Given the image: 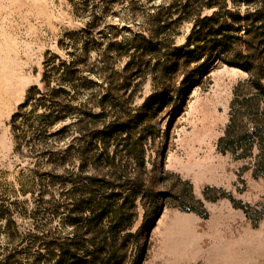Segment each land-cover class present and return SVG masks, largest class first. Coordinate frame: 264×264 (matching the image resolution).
<instances>
[{
    "label": "rangeland",
    "instance_id": "1",
    "mask_svg": "<svg viewBox=\"0 0 264 264\" xmlns=\"http://www.w3.org/2000/svg\"><path fill=\"white\" fill-rule=\"evenodd\" d=\"M169 1L176 0H140L138 20L151 5L164 8ZM226 3L233 7L230 0ZM97 6L80 5L79 0H0V264L8 256L13 264H33L45 238L63 235L71 194L81 191L94 173V164L82 162L75 148L69 153L66 148L90 139L89 133L74 130L75 122L86 113H99L100 82L113 81L110 67L120 70L126 55L134 53L133 47L122 48L110 66L101 60L106 37L124 41L136 29L123 2H114L88 31L102 41L87 51L73 82L57 95L55 103L64 105L57 122L50 125L41 117L47 109L40 104H48L47 98L31 100L22 109L15 131L10 120L29 87L44 91L45 83L56 86L64 60L83 53L80 30L90 19V8ZM212 11L202 9L200 15ZM196 16L171 27L175 44L185 42ZM68 33L75 41L68 42ZM199 71V84L181 95L170 94L165 106L145 110L139 143L145 151L142 171L145 178L160 177L156 189L166 194L157 212L137 207L132 231L141 235L142 264H264V177L253 176L249 158L216 149L234 88L249 74L219 60L204 63ZM142 73H130L123 91L125 110L131 114L158 91L153 76ZM181 79V74L175 76V84ZM180 101L179 108L173 106ZM112 107L108 101L103 117L94 122L116 117L119 111ZM61 127L65 130L57 131ZM123 145L118 143L115 150L120 167L125 162ZM99 152L96 147L92 154L98 158L96 166L104 168ZM135 168L136 162L129 164L127 175L132 177ZM189 188L194 200H183ZM205 188L210 199L203 196ZM230 197L245 205L246 212ZM181 203L202 215L181 209Z\"/></svg>",
    "mask_w": 264,
    "mask_h": 264
},
{
    "label": "trees",
    "instance_id": "2",
    "mask_svg": "<svg viewBox=\"0 0 264 264\" xmlns=\"http://www.w3.org/2000/svg\"><path fill=\"white\" fill-rule=\"evenodd\" d=\"M79 1L80 5L89 2L99 5L90 8V19L80 30L83 53L64 60V69L56 86L49 87L45 83L44 91L36 85L28 88L24 101L11 116L13 131L22 109L35 99L47 98L48 104H40L47 109L41 117L50 125L57 122L64 108L63 104L55 103L57 95L66 91L64 87L73 82L87 51L101 43L102 40L87 33L101 16L106 15L114 2L124 3L136 29L124 41L106 37L101 60L110 66L117 53L119 55L116 56H121L122 48L133 47L134 53L126 55V62L120 70L110 67L113 81L100 82L99 113H86L75 122L74 130L89 133L90 139L83 144L69 145L66 152L75 148L82 162L94 164V173L86 177L81 191L74 189L71 194L66 213L67 231L63 235L45 238L33 264H142L141 235L137 230L132 231L137 207L157 212L160 200L166 194L156 189L160 177L145 178L142 171L145 151L139 143L146 128L145 110L150 107L147 109L149 112L151 108L165 106L171 102L170 94L181 95L186 87L199 84V70L204 63L219 60L248 72V80L234 88L228 122L216 142V149L221 153L229 152L235 158H249L252 160L253 176L264 177V0H230L232 8L227 6L228 0H176L169 1L164 8L156 3L151 5L150 12L143 11L141 20H138V9L142 7L140 0ZM162 9L167 13H162ZM202 9L214 11L201 16ZM193 13L197 14V19L191 32L183 44H175L174 34H170L171 27L191 19ZM66 37L68 42L75 41L72 33ZM141 72L153 76L158 91L131 114L128 109L125 110L123 91L127 88L129 74ZM180 74L182 79L176 85L174 78ZM36 94L40 96L37 98ZM108 101L119 114L113 119L104 118L97 124L94 119L103 117ZM181 103L176 102L173 106L179 108ZM64 130L65 127H61L57 131ZM120 142L125 150V162L121 167L115 163V150ZM96 147L100 149L99 157L106 163L104 168L96 166L99 161L92 154ZM254 148L256 153H253ZM134 162L137 168L133 169L130 177L126 168ZM203 196L210 199L208 189L203 190ZM182 198L194 200L190 188ZM230 200L235 207L246 212V206L240 201L231 197ZM179 207L203 213L184 203ZM4 262L13 264L10 256Z\"/></svg>",
    "mask_w": 264,
    "mask_h": 264
}]
</instances>
